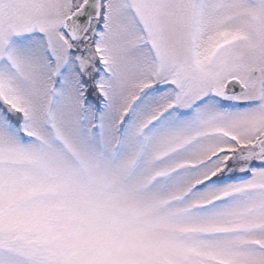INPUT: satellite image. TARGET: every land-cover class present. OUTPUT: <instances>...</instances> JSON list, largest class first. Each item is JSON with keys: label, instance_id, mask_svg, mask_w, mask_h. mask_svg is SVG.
Here are the masks:
<instances>
[{"label": "snow or ice", "instance_id": "snow-or-ice-1", "mask_svg": "<svg viewBox=\"0 0 264 264\" xmlns=\"http://www.w3.org/2000/svg\"><path fill=\"white\" fill-rule=\"evenodd\" d=\"M0 264H264V0H0Z\"/></svg>", "mask_w": 264, "mask_h": 264}]
</instances>
